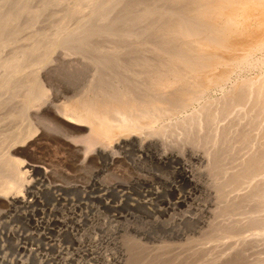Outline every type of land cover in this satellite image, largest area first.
Returning a JSON list of instances; mask_svg holds the SVG:
<instances>
[{
  "label": "bare ground",
  "instance_id": "6f19581e",
  "mask_svg": "<svg viewBox=\"0 0 264 264\" xmlns=\"http://www.w3.org/2000/svg\"><path fill=\"white\" fill-rule=\"evenodd\" d=\"M246 66L264 67V0H0V199L9 204H24L29 200L25 194L33 182L30 172L34 166L14 157L21 153L16 145L27 140L28 132H34L27 129L23 133V120L41 110H53L59 112H55L57 115L62 114L63 122L73 123V127L83 125L97 139L107 141V145L131 142L138 151L151 149L157 164L179 165L181 181L197 190L200 186L194 169H187L184 158L188 154L189 160L218 172L222 179L217 181L216 190L209 189L213 199L205 213L220 221V213L235 214L240 209L254 215L246 213L244 221L233 217L226 222L237 226L240 221L249 225L257 223L262 228L264 73L253 79H240L242 75L233 78L237 68ZM73 68L75 74L91 70L88 81L84 79L86 88L71 103H55L60 84L66 85L64 77ZM41 77L50 81L51 89L45 87ZM213 89L223 90L224 96L201 103L200 120L191 117L188 122L187 117L179 121L183 142L168 140L165 135L170 129L154 125L168 100L178 102L185 109ZM236 110L245 118L249 115L248 118L237 112L238 118L231 119L221 129V135L218 134L216 119L228 117ZM201 119L209 132L206 135L201 134ZM250 128L257 130L254 136ZM232 137L241 146L251 147L244 148L247 151L242 154L238 152L243 150H238V155L231 154ZM201 141L217 145L215 151L196 148L194 144ZM106 146L99 148V154H109ZM225 157H229L230 166H224ZM169 188L176 190L178 185L169 183ZM186 199L168 202V207L181 206ZM229 237L233 240V236ZM246 237L242 240H247ZM234 244H229L228 249L236 251L242 243L238 242L236 248ZM218 251L219 257L215 250L217 258L209 254L206 264H218L222 256L226 259ZM245 256L248 258L247 253ZM258 258L252 261L262 264L264 257L260 261Z\"/></svg>",
  "mask_w": 264,
  "mask_h": 264
},
{
  "label": "rangeland",
  "instance_id": "374dc122",
  "mask_svg": "<svg viewBox=\"0 0 264 264\" xmlns=\"http://www.w3.org/2000/svg\"><path fill=\"white\" fill-rule=\"evenodd\" d=\"M243 68H237L233 78L239 79L242 75L240 79H253L260 72L264 73V67L263 69L258 66ZM71 70L72 73L68 71V77H64L66 85L60 84L57 99H54L55 103H71L72 100L80 97L86 88L91 70L77 72L76 74L80 77L75 74L74 68ZM41 81L46 88L49 87L47 89H51L50 81L43 77ZM77 88L79 91L76 90ZM223 94V90L220 92V89H213L200 101L192 102L191 106L185 109L180 108L178 102L168 100L169 104L164 105L167 110L164 108L161 118L154 125H164L171 130L166 131L165 137H168V140L183 142L184 132L179 125L180 122L187 117L188 122L193 118L200 120L203 116L199 117L201 103L207 100H220ZM218 96L221 98H217ZM236 108L241 111L239 106ZM238 110L229 115V119L222 116L216 119L215 126H218V130L216 129L219 131L218 134L221 133L225 124L229 125L231 119L238 118L236 115L241 114ZM41 111L37 115L34 114L35 116L26 118L27 121L23 120V133L27 129L34 132L33 134L28 132L29 136L27 134V140L22 142L23 144L17 143L16 148L21 150V153L14 156L34 166L30 172V179L33 182L28 189L29 192L25 194L29 200L24 204L16 202L9 204L3 198L0 199V264H176V262L177 264H206L209 254L210 257H219L218 249L220 256L226 257L225 259L222 256L218 264H248V262L260 264V262L254 263L252 259L255 261L259 257L257 261H260L264 257V242L261 244L264 240L263 225L262 228H258L260 224L257 223L243 224L247 211L244 213L240 209L235 211V214L227 211L220 213L218 217L220 216V221L222 219L221 222L213 216L210 218L211 215L208 216L204 211L213 199V195H209V189L216 190L217 181L222 180L218 172H211L204 164L200 165L199 162L189 160L188 154H185L187 169H194L197 173L193 171L200 189L194 190L192 184L181 181L179 165L171 162L165 165L157 164L151 149H145L143 153L138 151L131 142L119 146L107 145V141L97 139L83 125L73 127V123L66 121L64 123L61 113L57 115L55 113L57 111ZM243 116L246 119L249 115L246 118L245 115ZM202 126L201 134L206 135L208 130L204 122ZM253 129L250 128L249 131L254 136V131L256 134L257 130ZM211 133L215 134L213 131ZM174 134L177 135L173 136ZM230 141V151H233L234 153L231 154L234 155H238L236 153L238 150H243L238 152L242 154L251 147V145L247 147L246 144L241 146L239 141L236 142V137H232ZM87 143L90 146H87ZM200 143L194 146L203 151L209 149L215 151L214 148L217 146H211L209 142L201 141ZM101 146H106L109 154H99L98 150ZM246 147L247 150L244 149ZM224 159L227 163H224V166H230L229 157ZM209 175L212 178L208 177ZM213 180L214 183H212ZM169 183L178 185V189L171 190ZM208 183L212 185L208 187ZM182 197H187L185 204L168 207V202L174 203ZM247 214L254 215L251 212ZM222 216L225 219L221 218ZM233 217L237 220L240 218L242 224L237 223L239 225L237 226L232 222H226ZM209 219H211L210 222ZM54 221H57L56 224L53 223ZM242 225L250 227L245 229ZM233 232L236 234H231ZM252 233L256 236L260 235L255 239ZM222 235H228V237L224 238L226 236ZM229 236H233L231 238L233 240H230ZM245 237L247 240L243 241L242 238ZM232 242L235 243L234 247L239 245L236 251H233L234 248L228 249L231 248ZM255 244L257 247L260 245L259 249L255 248ZM219 245L223 246L222 251ZM225 247L227 250L224 251ZM251 249L255 251L252 252ZM215 250L216 253L218 252L217 257ZM246 253L248 258L244 257ZM205 257H207L206 260ZM236 257L238 259L242 257V259L237 260ZM262 260L261 263L264 264V258Z\"/></svg>",
  "mask_w": 264,
  "mask_h": 264
}]
</instances>
